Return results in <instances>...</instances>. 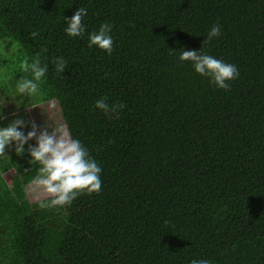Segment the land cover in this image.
<instances>
[{
    "label": "trees",
    "instance_id": "1",
    "mask_svg": "<svg viewBox=\"0 0 264 264\" xmlns=\"http://www.w3.org/2000/svg\"><path fill=\"white\" fill-rule=\"evenodd\" d=\"M81 7L85 32L71 37L66 20ZM105 23L111 54L89 47ZM215 24L220 36L205 43ZM5 38L16 57L47 65L35 94L17 90L30 71L0 80V101L26 122L18 130H32L30 110L57 108L35 120L37 135L66 126L102 187L41 208L51 198L31 202L25 189L36 139L20 155L14 142L0 156V264H264V0H0ZM183 50L239 76L221 89ZM101 98L123 108L105 114Z\"/></svg>",
    "mask_w": 264,
    "mask_h": 264
},
{
    "label": "clouds",
    "instance_id": "2",
    "mask_svg": "<svg viewBox=\"0 0 264 264\" xmlns=\"http://www.w3.org/2000/svg\"><path fill=\"white\" fill-rule=\"evenodd\" d=\"M87 15L86 9L78 8L74 15L66 20L65 32L71 37L83 36L85 28L82 18ZM112 26L101 24L96 32L89 33V47L93 45L111 54L113 40L109 35ZM221 26L215 24L211 27L207 41L219 37ZM33 37L38 33H31ZM181 61H191L194 70L201 76L209 77L219 88L228 90V81L239 76L235 65L223 62L211 55L203 54L202 51L183 50L179 56ZM56 70L62 73L67 67V62L62 58L54 61ZM21 68L25 72L32 73V79L22 78L17 84V90L21 94H35L39 90V82L45 77L47 65H41L39 58L29 64L23 61ZM95 107L105 114L118 115L123 105H109L106 98L96 101ZM0 119H3L0 116ZM23 119L13 120L7 127L0 128V156L5 155V148L15 142V151L18 155L24 152V145L32 139H36V146L29 145L28 152L32 162L39 164L38 174L32 179L31 185L40 189L42 193L50 197V201H40L41 208L71 205L81 194L99 193L102 187L100 179L101 167L90 157L82 143L71 137L66 126H51L53 131L49 133L46 128L37 135V125L32 123V130L25 135L18 129L25 125ZM191 264H210L208 260H193Z\"/></svg>",
    "mask_w": 264,
    "mask_h": 264
},
{
    "label": "rangeland",
    "instance_id": "3",
    "mask_svg": "<svg viewBox=\"0 0 264 264\" xmlns=\"http://www.w3.org/2000/svg\"><path fill=\"white\" fill-rule=\"evenodd\" d=\"M17 45L14 41L5 38V40L1 41L0 40V80L4 77L7 76L11 80L17 79V75L21 72V64L23 62V57H16L14 55V52L17 49ZM19 48V47H18ZM23 100L28 99L27 96L22 97ZM50 106H41L38 109L30 110L29 112L31 113L30 116H25L26 121L33 120L32 123L35 122V120L43 115H51L57 113V108H52L48 109ZM54 107V106H53ZM12 110V107H9V111ZM24 110H22L23 112ZM21 112H17V115H19ZM20 116V115H19ZM31 118V119H30ZM31 123V125H32ZM30 125V127H31ZM32 128V127H31ZM24 129V128H23ZM14 148H11V151H13ZM26 194L27 197L31 202L43 199V198H48L45 196L40 189H36L34 186L30 184H26Z\"/></svg>",
    "mask_w": 264,
    "mask_h": 264
},
{
    "label": "crops",
    "instance_id": "4",
    "mask_svg": "<svg viewBox=\"0 0 264 264\" xmlns=\"http://www.w3.org/2000/svg\"><path fill=\"white\" fill-rule=\"evenodd\" d=\"M0 106H4L6 107V109L2 110V107L0 108V116L3 117V119H0V128H4L7 127L13 120H14V114L9 111V105H7L5 103V101H0ZM27 129H30L29 127H27ZM14 142L12 144H10L9 146H6L5 148V153L8 150H11V148H13L15 145H13Z\"/></svg>",
    "mask_w": 264,
    "mask_h": 264
}]
</instances>
